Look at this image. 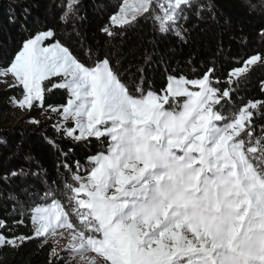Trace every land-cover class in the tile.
Listing matches in <instances>:
<instances>
[{"label":"snow or ice","instance_id":"1","mask_svg":"<svg viewBox=\"0 0 264 264\" xmlns=\"http://www.w3.org/2000/svg\"><path fill=\"white\" fill-rule=\"evenodd\" d=\"M79 5L63 0L60 23L75 30ZM214 9L211 0H121L101 31L122 40L143 19L186 41L190 21L205 12L215 19ZM226 56L231 50L220 45L202 71L165 68L157 89L147 53L143 64L125 67L91 48L81 59L54 27L29 32L0 77L20 90L10 103L28 123L59 118L55 136L45 137L58 157L52 173H30L38 183L23 196L8 194L0 248L51 243L48 264H62L64 253L76 264H264V99L238 108L234 101L241 81L264 68V49L221 74ZM259 89L264 95V79ZM53 90L66 92L64 104L45 105ZM37 108L44 120L31 115ZM59 138L102 147L81 161Z\"/></svg>","mask_w":264,"mask_h":264},{"label":"trees","instance_id":"2","mask_svg":"<svg viewBox=\"0 0 264 264\" xmlns=\"http://www.w3.org/2000/svg\"><path fill=\"white\" fill-rule=\"evenodd\" d=\"M211 2L215 5V19L207 12L203 19L193 18L186 26L190 32L185 41L174 34L159 33L154 30L151 20L143 19L134 28L127 30L124 39L118 37L110 40L101 29L109 23V17L117 10L120 0H80V19L75 22V30L71 24L65 26L59 21L63 0H0V64L10 62L29 32L54 27L59 38L69 43L81 59H85V49L91 48L100 53L114 54L127 67L129 63L143 64L145 54H149L151 59L145 65V72L157 89L165 83V68L189 75L192 69L202 71V64L211 58V54L220 45L226 52L231 50V56L225 57L220 70L222 74L234 59L264 49V42L259 37L260 30L264 28V2ZM242 38H246V41ZM261 79H264V68H257L248 76L247 81H241L240 89L234 97L237 108L250 98L264 99L259 89ZM19 94L18 88L0 87V216L11 210L8 194L23 196L26 188L30 189L38 183L30 173L40 168H46L52 173L58 157L57 151L45 138L55 136L51 127L57 119L55 116L40 127L27 122L28 113L14 124L4 119L11 111V97ZM65 102L66 92L53 90L46 97L45 105L58 106ZM40 111L37 108L31 115L35 116ZM258 123H264V120ZM58 142L65 151L73 148L74 156L71 158L81 161L102 147L94 139L90 143L75 144L59 138ZM20 169L29 175L10 177L7 181L3 179L5 175ZM17 232L30 234L27 227H21ZM50 247L51 243L41 248V241L37 239L26 243L19 250L0 248V264H48ZM65 263L66 258L62 264Z\"/></svg>","mask_w":264,"mask_h":264},{"label":"rangeland","instance_id":"3","mask_svg":"<svg viewBox=\"0 0 264 264\" xmlns=\"http://www.w3.org/2000/svg\"><path fill=\"white\" fill-rule=\"evenodd\" d=\"M120 2H121V0H120ZM4 79H6L7 82L6 83H0V87L1 88H8V85L12 83V78L10 76L7 78L0 77V80H4ZM26 113L27 112L19 109L18 107H14L11 105V111L7 114V116L4 119L7 120L9 124H11V123L14 124V123H17L19 121V119L23 118ZM35 117H37L38 119H41V120L44 119V116L41 114V111L38 114H36ZM56 118L59 119L58 117H56ZM61 243H63V241ZM64 256L66 258L65 264H76L75 259H73L71 261L68 260L67 253H64Z\"/></svg>","mask_w":264,"mask_h":264}]
</instances>
